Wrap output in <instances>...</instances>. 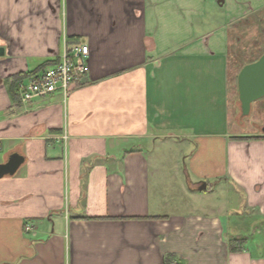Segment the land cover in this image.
Instances as JSON below:
<instances>
[{
	"label": "crops",
	"instance_id": "1",
	"mask_svg": "<svg viewBox=\"0 0 264 264\" xmlns=\"http://www.w3.org/2000/svg\"><path fill=\"white\" fill-rule=\"evenodd\" d=\"M263 21L264 0H0V164L24 159L0 264H264V97L243 116L237 93ZM78 45L86 83L22 105L12 78Z\"/></svg>",
	"mask_w": 264,
	"mask_h": 264
},
{
	"label": "built area",
	"instance_id": "2",
	"mask_svg": "<svg viewBox=\"0 0 264 264\" xmlns=\"http://www.w3.org/2000/svg\"><path fill=\"white\" fill-rule=\"evenodd\" d=\"M88 55L86 45L75 46L69 51L64 50L55 65L18 82L17 94L20 103L27 105L55 93H61L66 98L73 87L86 83Z\"/></svg>",
	"mask_w": 264,
	"mask_h": 264
},
{
	"label": "water",
	"instance_id": "3",
	"mask_svg": "<svg viewBox=\"0 0 264 264\" xmlns=\"http://www.w3.org/2000/svg\"><path fill=\"white\" fill-rule=\"evenodd\" d=\"M2 54L3 49L0 48V56ZM237 93L241 114L247 116L251 104L264 97V54L240 69L237 75ZM23 161V157L19 154H11L4 163L0 164V179L13 176Z\"/></svg>",
	"mask_w": 264,
	"mask_h": 264
},
{
	"label": "rangeland",
	"instance_id": "4",
	"mask_svg": "<svg viewBox=\"0 0 264 264\" xmlns=\"http://www.w3.org/2000/svg\"><path fill=\"white\" fill-rule=\"evenodd\" d=\"M263 15V14H262ZM264 23V21L261 23V24H263ZM250 25H251V23H250ZM249 26V25H248ZM244 28L245 27H247V25H245V26H243ZM262 28V31H264V26L263 27H261ZM249 29H250V27H249ZM254 36H256L255 34H247L244 38H242L241 40H242V42H244V43H248L250 40H251V38L252 37H254ZM259 37V36H258ZM255 40H258V41H261V40H264L263 39V37H261V38H258L257 39V36H256V39ZM264 52V49H262V52L261 53H263ZM253 59V58H252ZM254 59H256V58H254ZM239 114H240V111H239ZM218 193H220L219 192V190H218ZM218 193H216L217 194V196H218V200L216 201V205L217 206H221L223 203H224V196H220ZM223 200V201H222ZM205 202H207L208 204H210V203H213V205L215 204V197H213V199L212 198H206V200H205ZM236 202V201H235ZM198 204L199 203H194V202H191L190 203V207H191V209H193L194 211H201L202 210V207H201V205H199L198 206ZM193 207H196L195 209L193 208ZM201 209H200V208ZM204 210V209H203ZM202 210V211H203ZM206 211H207V208H206ZM223 221H224V218H223ZM225 232H227V229H225Z\"/></svg>",
	"mask_w": 264,
	"mask_h": 264
},
{
	"label": "trees",
	"instance_id": "5",
	"mask_svg": "<svg viewBox=\"0 0 264 264\" xmlns=\"http://www.w3.org/2000/svg\"><path fill=\"white\" fill-rule=\"evenodd\" d=\"M262 54H264V53H262ZM261 54V55H262ZM260 55V56H261ZM259 56V57H260ZM258 57V58H259ZM257 58V59H258ZM256 59V60H257ZM255 60V61H256ZM254 62V61H253ZM21 81V78H17V77H13L12 78V80H11V90H12V92L16 95V96H18V94H17V84H18V82H20ZM19 99V98H18ZM242 247H243V241L242 240H231V241H229V243H228V249H229V251L230 252H237V251H241L242 250ZM171 261V259H170V256H167V257H165V263H168V262H170Z\"/></svg>",
	"mask_w": 264,
	"mask_h": 264
}]
</instances>
